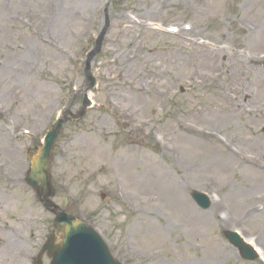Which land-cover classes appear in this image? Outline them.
I'll use <instances>...</instances> for the list:
<instances>
[{"label": "rangeland", "instance_id": "rangeland-1", "mask_svg": "<svg viewBox=\"0 0 264 264\" xmlns=\"http://www.w3.org/2000/svg\"><path fill=\"white\" fill-rule=\"evenodd\" d=\"M100 37L92 103L51 152L52 200L122 264H264V173L236 158L264 161V0H0V264H36L54 228L24 182L28 152L82 107ZM229 74L247 98L221 94ZM167 185L184 208L156 204Z\"/></svg>", "mask_w": 264, "mask_h": 264}, {"label": "water", "instance_id": "water-1", "mask_svg": "<svg viewBox=\"0 0 264 264\" xmlns=\"http://www.w3.org/2000/svg\"><path fill=\"white\" fill-rule=\"evenodd\" d=\"M98 49L99 45L96 51L89 55L86 63L87 67H89L91 57ZM94 82L95 80L91 78V85ZM82 114L83 111L80 113L79 118ZM66 120L65 118L57 120L54 128L47 132L44 138V144L38 148L36 154L29 152L31 166L25 177V181L38 194L42 193L43 205L46 209L54 213L55 230L59 234L56 237L53 231L49 235L37 256V264H41L40 258L44 251H47L51 256L50 264H120L112 258L106 245L93 229L86 226L82 221L66 214L49 200V196L53 195L48 170L50 151L55 138L61 131L62 124ZM39 181L42 182L40 187L37 186ZM191 196L202 209H206L210 204L209 199L203 193L193 191ZM225 236L239 249L243 258L253 259L255 257L253 250L245 245L235 232L227 231L225 232ZM57 240H60V242H56Z\"/></svg>", "mask_w": 264, "mask_h": 264}, {"label": "bare ground", "instance_id": "bare-ground-1", "mask_svg": "<svg viewBox=\"0 0 264 264\" xmlns=\"http://www.w3.org/2000/svg\"><path fill=\"white\" fill-rule=\"evenodd\" d=\"M124 29H126V27ZM203 76L205 77L206 75H203ZM209 77H211L212 79H215L211 75ZM227 79H228V82H227L226 87L224 89H222V87L220 86L222 91L217 86V88L220 90L221 94L225 97V99L232 100V99H245V98H247V96L243 93L242 89L239 86H237V85L232 83L233 80L231 79V75L230 74L228 75ZM231 107H232V109H237L238 106L232 104ZM1 131H2L1 133L4 136L11 135L9 129H7L4 126H1ZM222 149H226V147L223 146ZM213 154H214L213 151H211V153H209V156H212ZM227 154H229V153L227 152ZM229 155L232 156L231 154H229ZM236 158L239 160V162H243L245 164L247 163V164L251 165L252 167H254L255 169H258V170H260V171H262L264 173V161H263V159L262 160L256 159L255 156H252V158H251V157L245 156L242 153H236ZM213 159H214L213 162H215V161L217 162L218 165L216 164V168H218L220 170V172L221 171L223 172V171H225L227 169H231V166H230L231 162L229 160L228 161H226V160L222 161L219 158V156H215ZM152 178H154V177H152ZM173 190H174V188H172L170 185L165 186L164 190H163V194L161 193L162 194L161 199L159 200V197L157 196V197H155V199L151 200L152 203H154L155 201L159 200L158 202H156V204L160 203V204H162L164 206H169V207L173 206V207H177L179 209L184 208L185 207L184 201L182 203H181V201H178L177 197L174 195ZM171 192H172L174 198L171 197L172 196V194H170ZM174 200H177V201L175 202ZM261 213H263V211ZM258 215H261V214H258ZM11 231L12 230H11V226H10L8 228L7 233H11ZM9 235L10 234H7L8 238H9ZM249 243L251 245H254L253 241L251 239L249 240ZM8 244H11V242L9 240L7 241V245ZM257 252H259L258 248H257Z\"/></svg>", "mask_w": 264, "mask_h": 264}]
</instances>
